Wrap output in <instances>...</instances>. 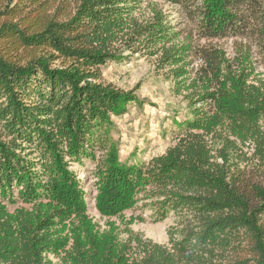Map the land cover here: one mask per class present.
Masks as SVG:
<instances>
[{"label":"trees","instance_id":"obj_1","mask_svg":"<svg viewBox=\"0 0 264 264\" xmlns=\"http://www.w3.org/2000/svg\"><path fill=\"white\" fill-rule=\"evenodd\" d=\"M141 1L0 0V264H264V186L242 189L227 153L213 154L207 140L223 128L264 154V84L249 82L245 63L254 44L264 65V0H169L202 38L251 46L234 64L211 44L197 47L201 107L176 123L179 139L165 153L126 164L113 117L139 98L102 82L101 67L123 59L119 44L171 41L162 12L139 23ZM177 53L164 48L162 61L178 64ZM83 157L97 161L102 216L122 215L145 193L157 198V221L180 217L168 245L98 228L71 169ZM15 192L26 206L9 210L3 201L15 203Z\"/></svg>","mask_w":264,"mask_h":264},{"label":"rangeland","instance_id":"obj_2","mask_svg":"<svg viewBox=\"0 0 264 264\" xmlns=\"http://www.w3.org/2000/svg\"><path fill=\"white\" fill-rule=\"evenodd\" d=\"M71 6L74 12L75 3ZM155 10L164 15L163 21L169 27L171 41L149 46L145 45L146 42L137 40L131 46L119 44L123 59L109 61L101 67L102 82L113 84L125 91H134L139 98V103L131 104L126 113L113 117L115 127L111 131V137L119 146L121 161L126 164L147 163L152 157L165 153L179 139L176 123L194 118L193 112L201 107L197 100L201 94L199 88L202 82L197 80V69L202 61L195 54L197 47L211 44L223 50L229 63L234 64L235 57L241 54L240 50L246 49V45L251 46L247 40L232 36L214 40L202 38L197 24L188 19L180 5L169 0H142L133 14L139 23L145 24L155 18ZM164 48L178 49V64L170 65L167 61H162ZM250 55V59L245 62L247 67H251L248 69V72H252L249 82L264 84V65L254 44L251 46ZM179 80L183 81L182 93L177 94ZM195 81L199 84L197 87L193 85ZM207 140L213 154L219 155L222 150L227 153L230 169L236 175L238 184H242V189L252 194L250 188L253 185L264 186V154L259 152L256 142L242 143L223 128L209 135ZM227 140L233 141V145H229ZM97 155H102V151L98 150ZM96 164L97 161L83 157L81 163L71 164V169L85 191L88 214L98 228L103 231L113 226L123 241L135 233L144 240L168 245L169 230L174 228L180 231L182 228L179 224L180 217L170 214L166 219L157 221V198L141 193L137 204L117 217L102 216L97 211ZM14 197L18 198L16 192ZM3 203L9 210L26 206L18 199L15 203L8 200ZM256 204L257 201L252 202V206ZM64 224L68 226L64 233L66 234L71 225L70 219L65 220L62 225L59 224L58 228H62ZM50 257L54 262L59 260L53 255Z\"/></svg>","mask_w":264,"mask_h":264}]
</instances>
